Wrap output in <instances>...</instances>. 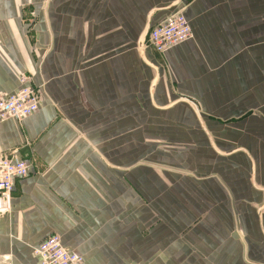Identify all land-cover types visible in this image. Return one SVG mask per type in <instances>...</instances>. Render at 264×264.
<instances>
[{"label": "crops", "instance_id": "obj_1", "mask_svg": "<svg viewBox=\"0 0 264 264\" xmlns=\"http://www.w3.org/2000/svg\"><path fill=\"white\" fill-rule=\"evenodd\" d=\"M172 1L0 0V93L21 74L39 93L0 121V153L30 162L0 197V264H39L51 234L83 264H264V0L156 11L190 35L144 61Z\"/></svg>", "mask_w": 264, "mask_h": 264}, {"label": "built area", "instance_id": "obj_2", "mask_svg": "<svg viewBox=\"0 0 264 264\" xmlns=\"http://www.w3.org/2000/svg\"><path fill=\"white\" fill-rule=\"evenodd\" d=\"M190 26L181 10H171L148 30L143 47L157 53L188 38ZM39 93L30 76H19V88L11 93H0V121L24 117L37 111ZM30 173V162L15 155L0 153V197L8 198L17 179ZM39 264H83V259L68 250L58 234L45 237L34 249Z\"/></svg>", "mask_w": 264, "mask_h": 264}, {"label": "water", "instance_id": "obj_3", "mask_svg": "<svg viewBox=\"0 0 264 264\" xmlns=\"http://www.w3.org/2000/svg\"><path fill=\"white\" fill-rule=\"evenodd\" d=\"M180 3H181V0H173L171 3H169V4L165 5V6H162V7H159V8L151 9V11L148 13V15H147V19H146V24H145V26H144V28H143V30H142L140 36H139L138 43H137V45H138V49H139V52H140V56L142 57V59H143L144 61H146V60H145V58H144V54H143V51H142V50H143V45H144V42H145L146 35H147V33H148V29H149V27H150V18H151V16H152V14L155 13L156 11H158V10H169V9H171V8L176 7V6L179 5ZM141 51H142V52H141ZM153 68H154V70H155V72H156V75H155L153 81L151 82V87L154 86L155 81L159 78V71H158L157 67L153 66ZM178 100H179V101H182V102H186V103H188V104L194 109V111L197 112V111H196V108H195L194 105L190 102L189 99H186V98H180V99H178Z\"/></svg>", "mask_w": 264, "mask_h": 264}]
</instances>
